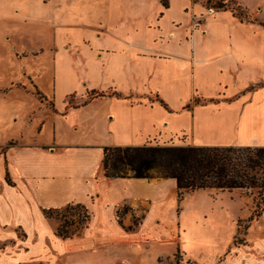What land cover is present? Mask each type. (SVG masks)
Masks as SVG:
<instances>
[{"label":"crops","instance_id":"1","mask_svg":"<svg viewBox=\"0 0 264 264\" xmlns=\"http://www.w3.org/2000/svg\"><path fill=\"white\" fill-rule=\"evenodd\" d=\"M208 1L109 0L106 31L58 35V80L52 97L40 91L52 108L18 87L0 95L36 101L0 128V264H67L75 253L73 264H142L166 245L173 260L159 253L160 264H176L179 247L216 264L226 252L217 239L185 240L208 206L225 221L218 194L198 191L179 213L176 180L107 178L102 166L106 147L264 146V28ZM93 91L109 95L89 100ZM70 204L91 219L63 239L45 210ZM250 247L222 264H264V238Z\"/></svg>","mask_w":264,"mask_h":264},{"label":"rangeland","instance_id":"2","mask_svg":"<svg viewBox=\"0 0 264 264\" xmlns=\"http://www.w3.org/2000/svg\"><path fill=\"white\" fill-rule=\"evenodd\" d=\"M239 2L244 6H248L250 10L249 13L240 17L242 21H252L262 28L261 23H264V0H239ZM109 10V0H0V95L10 93L12 87H18L34 94L36 100L40 103H48V99L45 97L42 100L37 92L41 91L44 95L52 97V90L58 80L57 73L59 71V60H57L55 50L57 49L55 44L57 45L59 42L57 41L58 35L71 33L76 28L106 31ZM262 39L260 38V40ZM14 81H17V83ZM12 82L14 83L11 84ZM10 84V87L4 88ZM25 95H11L13 99L10 97L3 103L0 96V115L3 117L0 119V128H7L6 125L11 115L19 110L17 104H21L23 110L24 108L31 109L34 106L32 103L36 101ZM48 107L52 108V102L51 104L48 103ZM173 142L185 144L186 137L180 135ZM15 143L11 141L8 146ZM157 145H160V143L157 142ZM6 149L7 147H4L2 153ZM196 192H184L180 202V197L176 191L177 197L172 195L169 202L174 207L177 205L178 200L180 213L183 202ZM202 192L210 196L218 194L217 204L224 203L228 205L226 208L228 215L225 221L221 220L219 216L215 218L218 215L217 210L213 213L211 211L213 206H208L207 210L210 212H206V214L199 217V228L197 227L195 232L190 233L185 238L186 242H192L196 234L198 236L196 239L201 242L213 243L217 239L221 244L226 243L228 248L218 258L216 264H222L228 261L229 258H233L237 253L236 247L244 249L245 253L242 254V257L252 256L251 253L254 250L250 247L251 243L256 244L264 238V215L251 222V227L248 230L245 229L248 219L255 209L253 198L241 193L239 190L224 193L218 190H203ZM66 215L71 221L77 218L71 213H66ZM89 215L91 214L89 213ZM59 220L54 219L57 227L60 224ZM140 221L141 218L138 216L134 218L132 225L137 226ZM87 223L88 221H85L79 228L81 230L85 229L82 227H86ZM78 224L76 223L74 227ZM178 249L182 253L179 264H199L189 260L181 247ZM159 253L168 255L173 260L172 249L169 245H166L163 248L150 249L142 264H160L157 258ZM77 255L76 253L69 254V259L65 263L73 264ZM174 259L175 262L178 260L176 255Z\"/></svg>","mask_w":264,"mask_h":264},{"label":"trees","instance_id":"3","mask_svg":"<svg viewBox=\"0 0 264 264\" xmlns=\"http://www.w3.org/2000/svg\"><path fill=\"white\" fill-rule=\"evenodd\" d=\"M164 4L167 6L166 3ZM205 5L217 10H230L237 13L236 15L239 17L249 13L247 7L238 0H212L206 2ZM261 25L264 27V23ZM37 95L42 100L45 99L41 92H37ZM108 95L104 92L93 91L89 93V100ZM116 95L120 96V94ZM71 99L72 97L68 99L70 104L72 103ZM159 101L167 107L163 101ZM102 166L104 176L107 178L174 179L177 183L180 202L184 192L201 190L233 192L239 190L241 193L251 196L255 205L254 212L245 227L246 230L251 227V222L264 215V146L145 145L140 147H106ZM66 213H71L78 220L75 218L71 221ZM45 215L50 219H60L56 234L63 239L82 235L85 229L81 230L79 227L91 219L88 209L81 204H70L62 209L45 210ZM76 223L79 224L74 227ZM181 254V251L178 250L177 264H179Z\"/></svg>","mask_w":264,"mask_h":264}]
</instances>
